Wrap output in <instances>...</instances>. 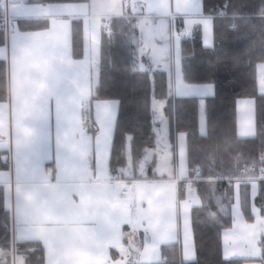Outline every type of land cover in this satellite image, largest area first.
Listing matches in <instances>:
<instances>
[{
  "label": "crops",
  "instance_id": "1",
  "mask_svg": "<svg viewBox=\"0 0 264 264\" xmlns=\"http://www.w3.org/2000/svg\"><path fill=\"white\" fill-rule=\"evenodd\" d=\"M113 16H133L142 23L151 68L165 70L172 98L197 97V128L205 132L202 97L213 93V85L185 81L179 52L180 38L196 27L201 44L212 45V14L203 11L201 0H0V57L6 70L0 186L12 264H23L13 243L25 240L41 243L43 264L155 262L162 258L161 246L173 242L180 259H194L190 207L200 198L190 184L195 175L186 166L185 132L169 133L162 109L152 110L151 121L159 123L152 126L153 146L143 152L150 151V166L162 171L142 174L137 165L134 174L125 176L126 165L113 172L108 166L118 99H92L96 130L90 133L82 125L81 110L95 82L100 25ZM73 18L80 19L78 57L71 54ZM42 20L46 25L39 27ZM254 74L257 91L264 93V62L254 63ZM155 102L163 105L151 97L150 107ZM242 103L246 110L239 113ZM234 106L236 135L250 136L255 128L252 96L237 97ZM231 183L229 225L218 234L221 255L264 264L259 260L264 221L255 202L258 179ZM124 184L127 191L121 190ZM240 184L247 188L249 219L240 204Z\"/></svg>",
  "mask_w": 264,
  "mask_h": 264
},
{
  "label": "trees",
  "instance_id": "2",
  "mask_svg": "<svg viewBox=\"0 0 264 264\" xmlns=\"http://www.w3.org/2000/svg\"><path fill=\"white\" fill-rule=\"evenodd\" d=\"M201 3L203 11L212 14V45L205 47L201 44L200 30L196 27L189 36L180 38L179 52L185 81H208L213 85V93L202 97L204 133H199L197 128V97L172 98L164 70L135 67L136 44L131 38L134 37L131 33L136 32L133 16H113L108 19V30L99 33L95 82L81 114L85 130L94 133L96 125L91 117V100L118 99L108 157L111 171L126 165V152L131 168L135 169L143 147L153 146L151 97L163 101L162 111L167 117L168 132H185L188 173H192V167L198 168L195 178L190 181L200 198L199 205L190 207L194 259H180L178 245L173 242L161 246L159 261H131L129 264H242L244 261L221 255L218 234L220 228L229 225L230 217L219 211L215 196L224 201L232 193L231 182L242 176L239 173L242 165L252 163L264 170V93L257 91L254 74V63L264 62V0H201ZM71 22V54L78 57L81 55L80 19L73 18ZM44 25L45 20L38 24L39 27ZM5 90V61L0 57V98ZM241 96L253 98L255 128L246 137L235 133L234 101ZM152 162L151 157L150 164ZM246 189L245 184H240V204L244 217L249 219L245 210ZM182 193L178 190V197ZM255 202L264 218V178L258 179ZM9 236L0 186V247L4 250L10 249ZM13 244L14 252L21 255L23 264H43L40 242L25 240ZM258 244L259 260L264 262V224ZM110 252L115 255L113 250ZM12 263L10 253L5 251L0 264Z\"/></svg>",
  "mask_w": 264,
  "mask_h": 264
},
{
  "label": "rangeland",
  "instance_id": "3",
  "mask_svg": "<svg viewBox=\"0 0 264 264\" xmlns=\"http://www.w3.org/2000/svg\"><path fill=\"white\" fill-rule=\"evenodd\" d=\"M133 24H134V28L136 29V32L135 33H131L132 36H134V37H131L132 38V41L135 42V44H136L135 45V51H136V54H135V67L137 69H139V70H142V69H148V70H150V68L152 67V54L148 52L147 48L145 47V45H148V44H147V42H145V43L143 42L142 36L140 34L141 32H143L145 30L142 29V27H143L142 26V23L140 21H137L136 18L134 19ZM146 25H150V24L146 23ZM100 27H101L100 28V31L101 30L107 31L108 30V19L102 20ZM100 31H99V33H100ZM143 43H144V45H143ZM153 43H154V40H153ZM98 46H99V42H98ZM97 57H98V55H97ZM96 63H97V60H96ZM243 97H245V96H243ZM241 100H245V99H241ZM159 108L162 109V106H161V103L160 102H155L152 105V107L149 106L150 111L153 110V111H157L158 113L161 112L159 110ZM238 109H239V113L240 112H245V110H246V104L245 103L238 104ZM164 118L165 119H164L163 125L168 130V127H167V117L165 116ZM158 123H159V121H155V120H153V122L151 121V125L152 126L153 125H156L157 126ZM144 147H149V146H144ZM142 152H143V150H142ZM142 152H141L138 160L136 161V167H135V169H132L131 168L130 163L128 162V159H127L126 166L122 169V172H123V174H125V176L131 175V173L134 174L135 171H136L137 165H138V171L140 173L144 174V173H146V171H148L149 166H150V157H149L150 151H145L143 153ZM127 156H128V153L126 152V157ZM167 169L169 170L171 168H167ZM153 170H155L156 172H159V171L161 172L162 171V168L161 167H156V168L153 169L151 167V171H153ZM231 198H232V193H230V195H228L227 198L224 201L221 200L220 196H217V198H216L217 204L220 207V209H221L220 211L222 213L228 214L226 208H228V206L230 205ZM263 221H264V218H263Z\"/></svg>",
  "mask_w": 264,
  "mask_h": 264
},
{
  "label": "built area",
  "instance_id": "4",
  "mask_svg": "<svg viewBox=\"0 0 264 264\" xmlns=\"http://www.w3.org/2000/svg\"><path fill=\"white\" fill-rule=\"evenodd\" d=\"M127 2H129V0H127ZM134 3V1L132 2ZM138 8H143V6L141 4H138ZM107 21V20H106ZM191 172L192 175H196L198 172V168L197 167H192L191 168ZM250 172H255L254 174L250 173ZM239 173L242 174V176H239V178L243 179V180H249V179H259V178H264V170L262 167H257L254 164H247V165H242L239 169ZM128 189V185L124 184L121 187L122 191H127ZM7 251L10 253V255L12 256L13 253V245H11V248L8 250H4L2 247H0V262L3 260V254L4 252Z\"/></svg>",
  "mask_w": 264,
  "mask_h": 264
},
{
  "label": "bare ground",
  "instance_id": "5",
  "mask_svg": "<svg viewBox=\"0 0 264 264\" xmlns=\"http://www.w3.org/2000/svg\"><path fill=\"white\" fill-rule=\"evenodd\" d=\"M126 3H127V0H126ZM4 18H6L5 20H7V18H8V17H7V16H5ZM241 175H242V174H241Z\"/></svg>",
  "mask_w": 264,
  "mask_h": 264
}]
</instances>
